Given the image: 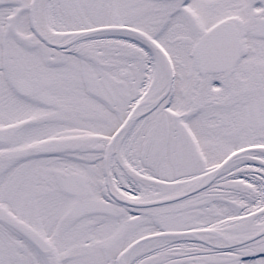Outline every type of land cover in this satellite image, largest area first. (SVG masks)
<instances>
[{"label": "snow or ice", "instance_id": "obj_1", "mask_svg": "<svg viewBox=\"0 0 264 264\" xmlns=\"http://www.w3.org/2000/svg\"><path fill=\"white\" fill-rule=\"evenodd\" d=\"M0 264H264V0H0Z\"/></svg>", "mask_w": 264, "mask_h": 264}]
</instances>
